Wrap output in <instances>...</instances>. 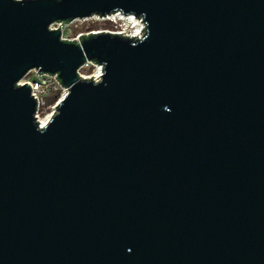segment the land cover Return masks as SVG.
<instances>
[{"label":"water","instance_id":"obj_1","mask_svg":"<svg viewBox=\"0 0 264 264\" xmlns=\"http://www.w3.org/2000/svg\"><path fill=\"white\" fill-rule=\"evenodd\" d=\"M0 264H264V0H0Z\"/></svg>","mask_w":264,"mask_h":264},{"label":"built area","instance_id":"obj_2","mask_svg":"<svg viewBox=\"0 0 264 264\" xmlns=\"http://www.w3.org/2000/svg\"><path fill=\"white\" fill-rule=\"evenodd\" d=\"M111 15H117V14H111ZM109 16V15H107ZM135 17V16H134ZM141 21L140 18H137ZM62 22L61 21H56L54 23H52L50 25V28H57ZM69 23V22H68ZM68 23H63L62 26V30H61V34L60 37L62 39H66V40H78V37L81 35H77L75 38H66L63 36V29L64 26ZM142 23V22H141ZM143 28V26H142ZM142 32V31H141ZM141 33L139 34H133L130 33L128 36H139ZM91 64L93 65L96 70H100V74H101V69L102 66L99 63H96L94 61L91 60H86L78 69H77V73L80 77L83 78H91V76H87L85 74L80 73V69L84 66V65H88ZM95 70V71H96ZM99 74V75H100ZM93 75V74H92ZM99 77V76H98ZM98 77L92 76L93 79H97ZM24 83H27L30 87V93L31 95H33V97L36 98V112H35V116L36 118L40 121V113H42V110L44 108H49L50 112L46 113V115H51L54 111H55V107L56 104L58 103V101L68 92L69 87L63 85L60 82V79H58V74L57 73H49V72H39V70L37 68H31L29 69L18 81L17 84L18 85H23ZM51 96H55V100L53 102H45V98H49ZM48 109V110H49ZM47 111V110H46Z\"/></svg>","mask_w":264,"mask_h":264},{"label":"rangeland","instance_id":"obj_3","mask_svg":"<svg viewBox=\"0 0 264 264\" xmlns=\"http://www.w3.org/2000/svg\"><path fill=\"white\" fill-rule=\"evenodd\" d=\"M133 26L131 20L120 15H109L104 17L95 15L87 18L73 19L64 26L63 36L71 39L79 34H87L89 32L97 31H110L129 35L136 30L135 26ZM95 70L96 68L93 65L88 64L80 69V73L92 76V74L96 72ZM45 102H49L48 98H45ZM48 109L49 108H44L42 113H40V117H45L46 113L50 112V109Z\"/></svg>","mask_w":264,"mask_h":264},{"label":"bare ground","instance_id":"obj_4","mask_svg":"<svg viewBox=\"0 0 264 264\" xmlns=\"http://www.w3.org/2000/svg\"><path fill=\"white\" fill-rule=\"evenodd\" d=\"M118 16H122L125 18H128L129 20H131V24L135 26L136 30L133 32V34H139L142 31V26L143 24L141 23V21L139 19H137L136 17H134L133 15H121V14H117ZM133 26V27H134ZM100 74V70H96V72L93 74V76L98 77ZM40 124H45L47 122V120L49 119V115H46L45 117H40Z\"/></svg>","mask_w":264,"mask_h":264},{"label":"trees","instance_id":"obj_5","mask_svg":"<svg viewBox=\"0 0 264 264\" xmlns=\"http://www.w3.org/2000/svg\"><path fill=\"white\" fill-rule=\"evenodd\" d=\"M54 100H55V96H51V97L48 98L49 102H53Z\"/></svg>","mask_w":264,"mask_h":264}]
</instances>
